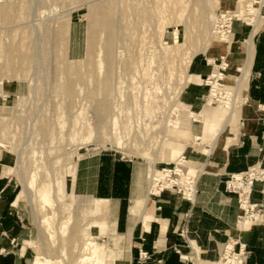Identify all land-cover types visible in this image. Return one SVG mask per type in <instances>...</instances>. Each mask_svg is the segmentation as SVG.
Masks as SVG:
<instances>
[{
    "label": "rangeland",
    "instance_id": "rangeland-1",
    "mask_svg": "<svg viewBox=\"0 0 264 264\" xmlns=\"http://www.w3.org/2000/svg\"><path fill=\"white\" fill-rule=\"evenodd\" d=\"M249 1L243 4L258 7L262 0ZM243 9L241 14L247 8ZM226 13L217 0H4L0 4V157L8 169L6 177L17 186L11 213L22 226L19 242L27 241L32 248V261L45 263L48 258L73 264L87 228V238L91 237L99 252L107 251L108 245L117 249L115 236L101 233L106 216L78 209L74 200L53 195L54 182L74 164L77 169L82 156L108 151L127 160L145 161L150 170L148 190L153 185L149 179L155 159L171 171L167 181L180 178L174 171L184 153L195 168L200 163L201 152L210 148L204 140H190L183 153L168 162L165 147L180 111L174 106L177 95L185 76L193 74L192 63L186 70L183 62L186 54L193 53V61L206 64L210 76L216 66L223 68L225 76L217 87L224 96L227 76L240 71L241 63L232 66L229 55L223 57L211 46L217 36L214 32L233 21L222 18ZM233 19L249 22L248 16ZM210 76L202 78L197 89L205 95L202 107L213 90L207 84ZM218 103L217 98L212 102L214 106ZM226 122L223 118L217 127L222 130ZM192 125L197 136L202 123ZM88 130L93 146L82 142ZM119 139L125 144L124 151L115 148L114 141ZM187 167L184 171L189 174ZM22 178L33 181L27 199L19 197ZM234 180H226L230 191ZM45 185L50 205H43L41 188ZM161 186L180 196L185 190L167 188L163 181L157 187ZM76 194L90 205L96 202ZM112 222L109 212L110 226ZM234 235L230 241L233 255L242 263L239 226ZM127 246L122 239L119 247L124 257Z\"/></svg>",
    "mask_w": 264,
    "mask_h": 264
},
{
    "label": "crops",
    "instance_id": "crops-1",
    "mask_svg": "<svg viewBox=\"0 0 264 264\" xmlns=\"http://www.w3.org/2000/svg\"><path fill=\"white\" fill-rule=\"evenodd\" d=\"M240 2L251 1L220 0L219 4H223L233 18L249 17L247 23L232 19L233 45L228 54L232 66L244 64L247 54L243 47L253 38L254 55L252 53L244 102L227 129L225 140L216 148L211 146L213 135L204 131L203 124L202 130L196 133L200 140L208 142L210 152H201L198 159L200 163L197 164L208 171L198 179L193 199L164 191L144 213L140 212L138 220L130 211L136 199L142 200L148 194L149 167L145 161L127 160L115 152L105 151L82 156L77 169L75 164V195L109 202L116 233L128 243L125 248L127 264H214L222 256V248L235 236L238 226L240 229L239 197L228 190L226 180L232 175L247 174L254 168L264 171V7L259 9V17L254 20L251 7L245 10L246 15L236 10ZM191 72L203 81L202 78H209L211 69L195 59ZM202 91L201 88L185 91L181 96L185 104L181 103L191 112L199 113L205 98ZM2 162L0 157V203L3 205L0 206V264H29L33 259L32 248L27 241L19 242L22 226L11 213L13 203L16 204L17 186L6 177L8 169ZM248 201L261 206L262 210L251 212L253 225L245 237L241 233L240 243L248 252L242 264H264V178L254 181Z\"/></svg>",
    "mask_w": 264,
    "mask_h": 264
},
{
    "label": "bare ground",
    "instance_id": "bare-ground-1",
    "mask_svg": "<svg viewBox=\"0 0 264 264\" xmlns=\"http://www.w3.org/2000/svg\"><path fill=\"white\" fill-rule=\"evenodd\" d=\"M3 1L4 0H0V4L3 3ZM262 1L260 2L261 5L264 3ZM217 2L219 4V0H217ZM252 4L253 3L245 6L242 2H240L239 4H236V9L240 10V13H241V11L244 10L243 8L246 9L248 8V6L251 7V14L254 16V20H255V19H258L259 17V9L261 6H258L257 8H255V6H253ZM254 25L255 26L257 25L256 21ZM214 34H217V36L211 42L212 48L217 50L219 54H221L223 57H227L233 45V38L231 34L229 33L228 30L216 31L214 32ZM253 42L254 40L252 38L246 43L247 44L246 45L247 60L245 61L244 64L240 66L241 68H240L239 73L237 75L236 73L232 75H228L227 80L224 81L226 84L225 96H224V93H221L217 87L219 82L222 81V78L225 76V74L224 72H222L223 70L222 67L216 66L215 72L210 76V79L207 82L208 85L209 84L212 85L213 90H212L211 96L209 97L208 102L205 104L203 109L197 114L191 113V111L186 112L184 109V105H182L181 102H180L181 105L179 107L177 106V102H179L178 99L180 98V95L183 91L193 90V89L197 90L202 82L200 77L194 76L192 74H187L185 76L183 83H182L183 86L181 88V92L178 93L177 99L174 105L180 111L177 113V119L172 125L173 128H171V130L168 131L169 132L168 136L170 137L171 140H170V143L167 144L165 147V156H167V159H166L167 162L170 161L171 159H174L180 153H183L184 147L186 146V144L189 143L190 140H193V139H194L193 141L200 140V137L194 136L195 134L193 133L192 122L194 121L201 122L203 124L204 131L208 134L213 135V139L211 141V146L213 148H216L217 144L220 141L225 140L224 135L227 129L229 128V126L233 124L234 117H236V114L238 113V111H240L239 108L242 103L241 97L244 96L246 81H247L248 74L250 71L249 69H250V66L252 65V62H251L252 53L254 50ZM91 45L93 44L91 43ZM186 55H188V57H186V61H183L185 62L186 65L184 63L183 65H185L186 70H187L189 66L191 65V63L193 62L195 54L187 53ZM242 87H244L243 91H242ZM215 98H217L219 102L217 106H214L212 104ZM223 118H225L227 122H226L225 128L221 130L217 127V125L221 122ZM86 131L84 132L86 133ZM92 136H93L92 131H89L87 136H84V137L81 136L82 142L84 144H90V146H93L94 144L91 143L93 141ZM114 142H115V148L117 149V151L125 150V144L123 143L122 140L119 139L118 142L117 141H114ZM205 152H207L208 154V151H205ZM184 154L181 157L179 156L180 157L179 159L177 158L178 166L176 170L174 171V173L180 177L177 180L171 179L167 181L165 179L167 177L166 174L171 173V171L163 167L162 166L163 164L159 162L157 159L153 161L152 171L150 174L151 178L149 179L153 185L150 188V190H148L149 192H148V195L145 201H142L141 198H139L133 202L132 209L130 211V214L132 215L133 218H137V219L140 218L141 216L140 212L143 211L144 213L146 209L149 208V206H151L154 202H156V200L159 197L163 195L161 193L164 192L163 190L165 187L164 188L162 186L161 188L157 187L158 183H162V181H163L164 186H167V188L184 187L187 195L190 194L189 195L190 198L191 199L194 198V194L196 192L197 181L204 172L208 171V169H206L205 166L200 165V164H197L195 168L194 167L195 163L188 160ZM187 165H188L187 168H189V171H188L189 174L185 173L184 171L185 170L184 168ZM74 168H75V164L71 166L66 173H64L61 179H58L57 182H54V185L52 186L54 197H55V194L56 196L62 195L69 201L74 200L78 209H91V212L93 210L97 213H100L106 216V223L102 227L103 231L101 233L106 235V237H109V235L112 233V235L115 236L114 240H115V246L117 247V249H112L110 245H108L107 251L99 252L94 242L90 241L91 237L87 238V236L90 235V232H89L90 228L89 229L87 228L86 229L87 233L84 234V237H85L84 244L82 245L81 249H78V250L76 249L77 252H76V256H75V260L73 261V264H126L127 262L125 261L126 257H124L123 251L119 247L121 245L122 236L116 233V229L113 224L110 226L108 223L109 202L95 200L96 202L90 205V203H88V201L85 200V198L79 199L78 196L75 195L74 187H73ZM160 171L162 172L161 174L159 173ZM261 175H264V171H261L258 168L252 169L251 172L249 173V176L251 179H254ZM244 176L245 175H237L236 179L235 180L233 179L234 181L231 183L232 185L235 186L236 189L239 188V190L242 193V205H241L242 221L240 223V230H241V233L245 237L248 230L253 225V221L251 220V218L254 217V215L251 213L250 204L248 201L249 186L243 185ZM154 177L156 179L153 180ZM169 177L172 178V176H169ZM21 180H22V191L19 197L23 199H27L29 194H31L30 189H31L33 181L31 182L26 181L23 178ZM164 181H167V182L165 183ZM47 190H48L47 185L42 186L41 197L43 200V205L52 204L50 193L47 192ZM59 207L60 205L58 204V207L56 208L57 212L59 211ZM1 209L2 208L0 207V214H1ZM47 221L48 220H46L45 222ZM233 249H234L233 244L227 245L225 252H224L225 260L222 261L221 259H218L217 261L214 262V264H242L238 255L237 254L236 256L233 255ZM232 255L234 256L233 258L231 257ZM72 258H71V261H72ZM29 264H58V263H54L50 259L47 258L45 259V263L38 261L37 259L35 261H31Z\"/></svg>",
    "mask_w": 264,
    "mask_h": 264
},
{
    "label": "built area",
    "instance_id": "built-area-1",
    "mask_svg": "<svg viewBox=\"0 0 264 264\" xmlns=\"http://www.w3.org/2000/svg\"><path fill=\"white\" fill-rule=\"evenodd\" d=\"M222 18H223V19L226 18V22H228V21H232L233 16H230V12H227L226 15H223V16H222ZM223 22H225V21H223ZM230 24H231V23H226V24H224V26H221V27H220L221 30H222V31H225V30L229 29V28L231 27ZM224 28H226V29L224 30ZM228 31H229V33L231 34V30H228ZM258 169L260 170V168H258ZM250 172H251V171H250ZM250 172H249V173H250ZM249 173L244 174L245 176L243 177V185L249 186L248 200H249V197H250V194H251V189H252V185H253L254 181H256V180H260V179L264 178V175H261V176H259V177L254 178V179H251L250 176H249ZM242 175H243V174H242ZM236 176H237V175H232V176H230L229 178H231V179H236ZM231 186L233 187V190H232V191L235 192V193L238 195V197H239V203H240V207H241V197H242V193H240L239 188L236 189L235 186L232 185V183H231ZM229 188H230V186H229ZM189 195H190V194L187 195V193H186L185 190H184V192L182 193V197H183V199L191 200V198H190ZM249 204H250V201H249ZM256 209H258V212H260V211L262 210V207H261V206L251 205V204H250V210H251V212H255ZM233 252H235V251L233 250ZM238 254L241 255L242 263H243V261L248 257V253L246 252V249L243 248V246L240 247V252H239Z\"/></svg>",
    "mask_w": 264,
    "mask_h": 264
}]
</instances>
